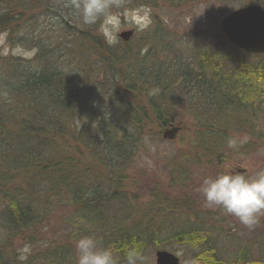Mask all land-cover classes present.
Listing matches in <instances>:
<instances>
[{
	"label": "trees",
	"instance_id": "trees-1",
	"mask_svg": "<svg viewBox=\"0 0 264 264\" xmlns=\"http://www.w3.org/2000/svg\"><path fill=\"white\" fill-rule=\"evenodd\" d=\"M56 1L0 0V34L14 35L29 12L39 14L42 4L52 10ZM200 1L125 0L113 11ZM61 23L80 47L78 61L70 41L59 57L41 47L36 66L20 57L0 58V91L11 101L0 97V264H26L15 240L37 229L57 203L81 220L76 229L104 232L107 209L127 196V169L143 139L152 127L166 129L179 120L175 108L181 101L196 122L189 152L195 162L250 154L264 141V53L221 41L204 44L186 64L151 62V50L142 55V48L131 49L128 41L109 43L100 22L72 27L64 15ZM231 137L246 142L230 149ZM110 230L108 247L120 259L129 249L144 253L148 244L139 231ZM173 238L193 249L190 264H264L245 250L233 259L220 257L198 228L176 231ZM66 255L55 246L39 257L42 264H59Z\"/></svg>",
	"mask_w": 264,
	"mask_h": 264
},
{
	"label": "rangeland",
	"instance_id": "rangeland-1",
	"mask_svg": "<svg viewBox=\"0 0 264 264\" xmlns=\"http://www.w3.org/2000/svg\"><path fill=\"white\" fill-rule=\"evenodd\" d=\"M255 1L264 7V0ZM56 2L52 10L47 11L42 4L37 11L39 14L32 16V12H29L20 30H15L14 35L1 33L0 58L20 57L36 66V56L41 47L52 50L54 56L59 57L64 52V44L70 41V48L77 47L75 60L78 61L80 47L76 46L75 36L70 31L61 30L60 24L65 15L72 27L76 24L83 28L84 25L79 15L65 6L66 0ZM246 2L204 0L180 8L161 2L157 8H128L119 12L116 42L111 44L122 41L119 37L122 31L133 29L135 33L128 41L129 48H142V55L151 50V62L152 59L154 62L178 59L186 64L192 53L204 44H218L221 41L230 44L222 30V18L247 5ZM99 32L109 42L111 33L106 34L101 30V22ZM154 34L157 35L156 39ZM93 86L98 85L92 83ZM175 109L179 120L174 125L180 127L179 132L173 139H167L163 136L165 128L152 127L127 169L126 198L122 203H114L103 216L108 220L104 232L93 226L89 233L76 229L81 220L70 216L68 205L57 203L53 205L49 218L37 229L17 237L15 248L19 258L26 264H42V257L39 256L46 254L48 249L60 246L67 251V255L59 264H76L77 239L93 235L102 246L108 247L107 234H110V229L121 226L130 231H139L147 240L148 245L143 253L147 264H156V251L159 249L176 254L180 264H190L193 249L177 242L173 233L191 228L206 233L218 255L224 259H233L245 250L248 258L264 260V217L254 228L249 229L219 207H208L199 191L205 177H215L226 170L251 176L258 169L264 168V141L253 138L259 146L250 154L229 153L220 162L209 158L195 162L189 153H193L192 141L196 126L193 113L184 101L178 103ZM261 128L264 131V123ZM94 168L96 171L99 169L96 166ZM119 261L125 264V260L119 258Z\"/></svg>",
	"mask_w": 264,
	"mask_h": 264
},
{
	"label": "clouds",
	"instance_id": "clouds-1",
	"mask_svg": "<svg viewBox=\"0 0 264 264\" xmlns=\"http://www.w3.org/2000/svg\"><path fill=\"white\" fill-rule=\"evenodd\" d=\"M125 0H66V7L73 9L83 25L101 22V30L111 33L109 43H115V31L119 10ZM0 97L8 99L7 91H0ZM246 139L231 137L227 147L237 149ZM199 191L208 207H219L224 213L235 216L249 229L254 228L264 217V168L251 176L226 170L215 177H205ZM76 264H120L119 257L111 247L102 246L93 235L81 236L75 242ZM125 264H147V258L138 249L125 253Z\"/></svg>",
	"mask_w": 264,
	"mask_h": 264
},
{
	"label": "water",
	"instance_id": "water-1",
	"mask_svg": "<svg viewBox=\"0 0 264 264\" xmlns=\"http://www.w3.org/2000/svg\"><path fill=\"white\" fill-rule=\"evenodd\" d=\"M221 26L230 44L249 53H264V7L251 3L235 9L226 14ZM135 31L133 29L122 31L119 37L129 41ZM180 127L172 124L166 128L163 136L173 139ZM156 264H180L179 257L165 249L156 251Z\"/></svg>",
	"mask_w": 264,
	"mask_h": 264
}]
</instances>
